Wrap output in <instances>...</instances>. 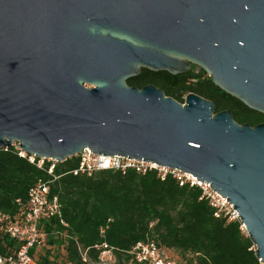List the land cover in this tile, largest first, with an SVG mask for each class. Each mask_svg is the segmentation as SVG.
Listing matches in <instances>:
<instances>
[{"label": "water", "instance_id": "obj_1", "mask_svg": "<svg viewBox=\"0 0 264 264\" xmlns=\"http://www.w3.org/2000/svg\"><path fill=\"white\" fill-rule=\"evenodd\" d=\"M192 66L264 114V0H0V147L189 173L226 197L264 264V123L127 83Z\"/></svg>", "mask_w": 264, "mask_h": 264}, {"label": "trees", "instance_id": "obj_2", "mask_svg": "<svg viewBox=\"0 0 264 264\" xmlns=\"http://www.w3.org/2000/svg\"><path fill=\"white\" fill-rule=\"evenodd\" d=\"M127 83L136 87L153 84L179 102L187 93H195L212 101L216 112L229 110L240 124L264 123V114L223 92L205 71L194 70V66L176 75L142 68ZM77 161L73 156L55 163L58 177L52 179L46 171L48 162L38 168L14 150L0 149V212L14 215L19 210L16 199L25 202L29 188L38 180L49 181L50 195H56L61 203L65 225L57 217L43 222L47 237L42 249L46 248L31 253L35 264H89L97 259L98 250L93 246L102 241L123 264H140L128 251L147 239L178 253L180 264H260L239 223L215 217L208 202L199 199V187L180 186L170 174L161 179L155 170L73 174ZM101 226L105 227L103 234ZM15 245L7 237L0 238L2 252ZM54 246H63L64 262L50 258ZM83 252L88 262H82Z\"/></svg>", "mask_w": 264, "mask_h": 264}, {"label": "built area", "instance_id": "obj_3", "mask_svg": "<svg viewBox=\"0 0 264 264\" xmlns=\"http://www.w3.org/2000/svg\"><path fill=\"white\" fill-rule=\"evenodd\" d=\"M0 149L4 151L12 149L17 155L38 168H43L48 162L47 173L52 176V179L58 177L54 174L56 160L28 154L19 147L18 141H12L10 146L0 147ZM75 156L78 161L76 167L71 171L73 174L90 175L100 170L121 171L123 173L128 169H133L138 173L155 170L161 179L170 174L178 180L180 186L188 184L199 187L201 190L199 199L208 202L214 210L215 217L224 218L227 222H238L240 230L246 233L238 212L226 200V197L218 194L210 187L209 183H202L189 173L165 166H157L153 162L119 155L102 156L87 148ZM52 179L50 180L52 181ZM16 202L19 204V210L14 215L0 212V238L7 237L16 244L12 249L7 248L5 252L0 251V264H35L31 253H37L46 243L47 234L43 229V222L52 217H57L65 225L61 219V203L56 195H50L49 181L42 180H38L29 188L25 202L20 199H16ZM99 230L103 234L105 227L101 226ZM93 247L98 250L96 264L113 263L116 257L115 253L105 241L95 244ZM128 253L134 261L140 264H180L177 259L169 254L166 248L153 239L137 242ZM81 258L82 262L89 261L85 252L81 254ZM258 260L260 264H263L260 259Z\"/></svg>", "mask_w": 264, "mask_h": 264}, {"label": "rangeland", "instance_id": "obj_4", "mask_svg": "<svg viewBox=\"0 0 264 264\" xmlns=\"http://www.w3.org/2000/svg\"><path fill=\"white\" fill-rule=\"evenodd\" d=\"M199 69V67H195L194 66V70H197ZM87 87H90V85H86ZM185 98V95L183 96V99ZM184 101V100H183ZM46 248V247H45ZM44 248V249H45ZM44 249H42V252L45 251ZM169 254L174 258H178L180 257V255L178 253H176L175 251H169ZM64 257H65V253H64V250H63V246H54L53 248H51L50 250V258L55 260L56 262H64ZM124 261L123 260H120V259H117L115 257L114 261L112 264H123ZM89 264H96L95 261H90Z\"/></svg>", "mask_w": 264, "mask_h": 264}]
</instances>
